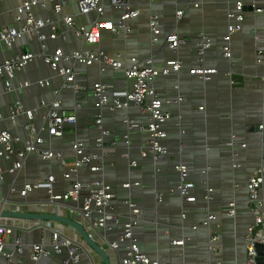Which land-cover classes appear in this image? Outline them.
Segmentation results:
<instances>
[{
	"label": "crops",
	"instance_id": "1",
	"mask_svg": "<svg viewBox=\"0 0 264 264\" xmlns=\"http://www.w3.org/2000/svg\"><path fill=\"white\" fill-rule=\"evenodd\" d=\"M19 1L0 0V26L13 23L11 11ZM77 1L66 0L62 10L63 13L72 15L75 25L78 26L88 25L96 17L115 20L119 14L117 9L108 5L100 16L95 13L80 14ZM129 1L139 14L129 21L131 30L128 37L123 38L104 30L97 44H86L77 38L52 10L50 2L44 7H35L34 13L42 18H50L57 24V36L44 42V52L47 54H51L55 48L67 52L90 47L101 49L113 57H150L156 68L164 66L165 61L170 58L178 57L181 60L182 66L178 74L158 76L153 82L154 88L160 94L163 109L170 114V118L163 124L166 135L161 140L167 152L158 160H154L151 154L140 155L149 139L148 133L137 128H127L122 123L124 116L146 117L147 114L141 112L138 106L130 104L126 108L101 109L95 107V98L89 90L73 92L64 89L59 94L62 76L51 69L41 57L36 56L15 72L14 84L27 80L28 86L17 91H6L0 81V129L21 139L27 138L28 133L24 127L26 117L21 114L14 121L10 120L9 107L19 99L25 108H37L32 124L42 138L38 148L60 150L64 162L29 154L21 169L11 173L9 169L18 160L15 152L22 147L21 143L15 144V151L10 157L0 158V173L3 175V182L0 183V206L4 199L6 202L3 208L6 210L55 211L66 217L78 214L76 210L81 206V197L78 201L54 203L47 202L44 188H35L24 197L17 192H10L9 188L12 186L19 190L24 182L34 183L53 175L54 192L61 193L68 189L70 179L64 178L63 173L75 158L70 141L75 139L86 146L92 145L98 135L94 122L100 117L102 125L110 130L109 135L104 138V143L109 147L108 154L103 158L104 170L92 172L83 166L78 171V179L87 182L99 177L113 189L115 196L110 209L119 216V223L107 230L106 237L115 240L122 233L123 224L129 219V208L125 200L130 199L139 209L138 222L132 228L133 237L140 251L151 259H158L166 264H215L218 261L222 264H246L244 236L252 221L246 182L262 160V136L253 125L262 119L264 101V64L255 61L257 49H262L264 53V0H239L245 3L254 2L263 10L258 13L251 9L243 11L241 29L230 36L231 58L222 54V36L230 22L227 13L235 10L234 2L237 0H204L198 8H186L178 22L174 11L179 7L183 8L185 0ZM151 14L159 17L161 34L158 44L150 42L148 18ZM43 31L48 33L49 28L44 27ZM168 32H176L184 38V43L176 53L170 51L162 41ZM201 33L210 36L212 44L203 57L199 58L196 49ZM39 45L37 41L26 42V38L16 40L11 46L0 42V62L24 49L39 53ZM245 59L253 62L256 68L254 72L246 71L243 63ZM69 64L70 62L60 63L62 66ZM200 64L216 68L217 71L210 74L207 80L195 73H189L190 69ZM73 67L78 72L77 81L88 88L94 82L104 83L113 90L129 89L131 86V81L122 70L108 68L100 72L97 64L86 66L77 63ZM234 67H238V70L232 71ZM227 71L242 76L239 86L231 84ZM39 79H47L49 85H39ZM55 89H58L62 108L74 113L76 117L75 123L64 125L60 136H50L47 133L43 116L48 105H39L41 98L46 101L55 98ZM178 96L185 99L175 100ZM120 128H123L121 133ZM124 150L128 155L122 154ZM127 156L136 162L131 171ZM177 163L187 167V179L194 184L189 194L195 197L194 201L182 200L178 193L169 191L177 185L179 179L174 168ZM127 180L138 184L124 187ZM208 187L212 188L211 198L208 203H204L202 195ZM84 193L82 190L81 194ZM156 195H160L159 199ZM229 200L234 203L233 215L227 214ZM208 213L214 215L208 227L221 234L214 252L208 249L207 230L202 227L200 230L191 229L192 225L206 219ZM100 215V211L95 209L91 218L96 219ZM14 219L16 218L1 217L0 223L13 227V233L7 236L9 247L12 248V242L19 237L23 243V252L17 257L28 264L31 245L40 240L49 244L51 231L44 227L43 221L20 219L34 221L29 228H20V222ZM81 220L89 224L88 221ZM54 227L64 235L74 236L75 232L68 226L55 222ZM95 238L107 254H111L110 264H120L119 260L126 250L124 246L120 245L117 250L111 249L103 239V232L95 234ZM181 238H185L183 244L171 242ZM77 241L81 244L83 258L88 255V259L82 258L76 264H104L101 258L93 260L90 250L82 244L78 236ZM64 255L65 252L62 255L41 257L38 264H59Z\"/></svg>",
	"mask_w": 264,
	"mask_h": 264
},
{
	"label": "built area",
	"instance_id": "2",
	"mask_svg": "<svg viewBox=\"0 0 264 264\" xmlns=\"http://www.w3.org/2000/svg\"><path fill=\"white\" fill-rule=\"evenodd\" d=\"M66 0H20L15 8L11 11L13 15V23L0 26V42L6 46H11L16 40L26 38V42L37 41L41 51L34 53L28 50H23L12 56L6 57L0 62V81L4 90L10 91L15 89L20 90L29 85L27 80L19 81L14 84L15 72L23 68L36 56L41 57L51 69L59 73L63 82L60 86L62 90H71L79 92L86 90L91 92L95 98L94 105L97 108L120 109L126 108L130 104H134L140 108V111L146 113L145 118H132L124 116L122 123L127 128H137L145 131L149 135V139L145 148L140 151L141 156L151 154L154 160L160 159L167 152V148L163 145L162 139L166 133L163 129V124L170 118L168 111L162 107V100L159 92L154 88L153 82L158 76L169 74H178L182 66V62L178 57L170 58L165 61L161 68L154 67L153 60L150 57L138 58L137 56L113 57L106 54L101 49H92L90 47H80L64 52L61 48H55L51 54L44 52L45 41L54 39L57 36V24L50 18H42L34 13V8L44 7L46 3H51L52 10L58 14L59 19L65 24L73 34L84 41L86 44H97L100 40L102 31L106 30L114 35H120L127 38L131 30L129 21L136 18L139 14L138 10L132 6L129 0H78L77 7L80 14L95 13L97 16L103 14L106 5L113 9H117L119 14L115 20L99 19L96 17L88 25H75L72 15L63 13V6ZM204 0H185L183 8H177L174 11L176 22L180 20L186 8H198ZM250 5L251 10L258 13L263 9L257 6L254 2L245 3L242 1L234 2V11L227 13L230 22L227 24L226 33L222 36V54L227 58H231L232 52L230 48V36L232 33L239 31L244 19L243 11L245 5ZM1 18V13H0ZM44 27L49 28V32L43 31ZM148 28L150 31V42L153 44L160 43V27L159 17L157 14H151L148 18ZM163 43L167 48L176 53L181 44L184 43V38L176 32H168L163 38ZM212 39L207 34L201 33L197 43V54L199 58L203 57L205 51L211 46ZM256 62L264 64V53L262 49L256 50ZM61 62H70L68 66L60 65ZM84 64L86 66L97 64L99 71L104 72L108 68L112 70H122L125 77L131 81L129 89L113 90L104 83L94 82L91 88L80 84L77 81L78 72L74 69L73 64ZM216 68H208L200 64L198 67L190 69L189 73H195L200 78L207 80L210 74L215 73ZM264 79V75H263ZM37 83L41 86L49 85L47 79H39ZM55 98L48 101L41 98L40 106L48 105V110L43 116L46 124V131L50 136H60L63 133L65 124H73L76 121L74 113L67 112L61 106L58 89L54 90ZM177 101H182L185 98L178 96ZM37 112V108H25L22 102L17 99L10 105L8 117L14 121L18 115L26 117L24 125L28 135L27 138L21 139L19 136L12 135L6 130L0 129V158H8L14 153V145L21 143L22 147L15 152L18 160L13 163L9 172H15L21 169L27 155L36 154L42 159H62L60 150H40L38 145L42 142V138L37 134V129L33 126V116ZM100 115V114H99ZM98 130V135L95 138L96 144H103L100 154L91 153L88 147L79 140L73 139L70 141V148L75 153L74 162L67 167L63 173L64 178L70 179V187L61 193L54 192L55 177L47 176L45 179L38 180L34 183L24 182L21 189L16 190L10 187V192H17L24 197L29 191L35 188H44L47 195V202L58 203L60 201H78L81 199V206L77 213L92 227H102L103 238H106L107 230H110L112 225L119 223V216L111 211V201L114 198V192L110 184L104 179L96 177L90 181L82 182L78 179V171L85 166L92 172H103V158L108 154L109 147L104 144L105 136L109 135L110 130L102 125L101 118H96L94 122ZM258 131L262 136V160L259 166L248 177L246 182L247 200L249 203V211L252 215V221L247 226V231L244 236L246 264H259L257 256L259 255L256 249V244H264V101L262 105V119L256 124ZM114 148L113 145H110ZM123 155H128L127 151L122 152ZM127 158H129L127 156ZM136 165L134 159L129 158L128 167L131 171ZM174 168L178 173V182L169 191L176 192L179 198L185 201H194L195 197L189 194V190L194 186L193 182L187 179V167L182 163H177ZM3 182V175L0 173V183ZM137 185L138 182L127 180L124 182V187ZM82 190L85 193L82 195ZM212 188H206L202 195L204 203H208L211 198ZM159 199L160 195H156ZM129 208V219L123 224L122 233L115 239L110 240L108 245L111 249L117 250L120 245H123L125 254L120 258V264H166L158 259H151L139 249L136 239L133 237L132 228L138 222L139 209L130 199L125 200ZM227 209L228 215L234 214V203L229 202ZM36 209V205L34 206ZM99 210L100 216L96 219L91 218L93 210ZM207 218L199 224L191 226L192 230H200L204 228L208 233V249L214 252L217 249V242L221 237L219 231L208 227L209 221L214 219V215L207 214ZM43 221L44 227L48 228L50 233V243L45 244L41 240L34 242L29 250L28 264H38L41 257L53 255H65L61 257L59 264H76L83 258V250L79 241L78 234L73 229L74 236L62 234L54 227V223L49 220ZM13 233V227L0 223V264H25L17 255L23 252V243L17 237L12 242V248L9 247L7 236ZM76 234V237H75ZM185 238L174 239L173 244H183ZM264 257V251L261 254ZM215 264H222L215 262Z\"/></svg>",
	"mask_w": 264,
	"mask_h": 264
},
{
	"label": "water",
	"instance_id": "3",
	"mask_svg": "<svg viewBox=\"0 0 264 264\" xmlns=\"http://www.w3.org/2000/svg\"><path fill=\"white\" fill-rule=\"evenodd\" d=\"M244 9H251L250 5H245ZM256 60V58H255ZM84 65V64H82ZM227 74L230 78V82L233 86H239L241 84L242 81V76L234 73V72H230L227 71ZM264 75V72H263ZM255 130L257 129L256 125H253ZM126 134V133H125ZM97 138V137H95ZM73 140V139H72ZM71 140V141H72ZM105 144V143H104ZM89 147V152H93L96 154H100L101 148L103 147V144H96L95 143V139H94V143ZM63 159V157H62ZM61 160V159H59ZM176 164H174L175 166ZM133 170V168H132ZM1 206H0V218L1 217H13V218H18V219H27V220H49L52 221L53 223L58 222L62 225L68 226L72 229H74L76 231V233L78 234L80 240L83 239L102 259L104 264H110V259L109 256L106 252V250L102 247V245L96 240L95 238V234H101L103 232V228L102 227H92L90 226L88 223L84 222L81 220V216L79 215V221H76L75 219H73V217H66L63 215H60L58 213H56L55 211H48V212H37V210L32 211V212H26V211H16V210H6L3 208L4 203L6 202L4 199L1 200ZM230 202V200L228 201V203ZM83 219V218H82ZM84 220V219H83ZM89 226V228H88ZM104 241L109 242L110 240H112L111 238H103ZM256 249L258 250L259 255L257 256V262L259 264H264V257L261 255L264 251V244H256Z\"/></svg>",
	"mask_w": 264,
	"mask_h": 264
},
{
	"label": "rangeland",
	"instance_id": "4",
	"mask_svg": "<svg viewBox=\"0 0 264 264\" xmlns=\"http://www.w3.org/2000/svg\"><path fill=\"white\" fill-rule=\"evenodd\" d=\"M180 1V0H179ZM234 39H235V37H234ZM208 52V51H207ZM241 60V59H240ZM244 65H246V71H248V72H254L255 71V66H254V64H253V62L250 60V59H245L244 60ZM226 65V64H225ZM257 68H261L260 66H257ZM236 70H238V67H234L233 69H232V71H236ZM92 112V111H91ZM93 113H95V111H93ZM123 131V128H120V133ZM73 219H75L76 221H79V217H78V214H75L74 216H73ZM14 220H16V221H18V222H20L19 224H18V227H20V228H29L30 227V224H33L32 222H34V221H22V220H20V219H14ZM78 238H79V236H78ZM81 242H82V244H84V246L88 249V250H90L89 252H90V255L92 256V258H93V260H97V259H100V256L83 240V239H81ZM108 256H109V259H110V263L112 262V257H111V254L110 253H108ZM86 259H88V255H85L84 256V258H83V260H86ZM102 261V260H101Z\"/></svg>",
	"mask_w": 264,
	"mask_h": 264
}]
</instances>
